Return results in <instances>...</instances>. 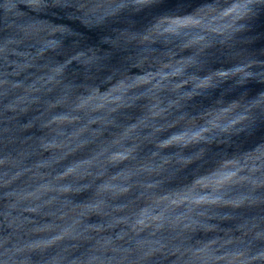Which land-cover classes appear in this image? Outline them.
<instances>
[{
	"label": "clouds",
	"instance_id": "clouds-1",
	"mask_svg": "<svg viewBox=\"0 0 264 264\" xmlns=\"http://www.w3.org/2000/svg\"><path fill=\"white\" fill-rule=\"evenodd\" d=\"M0 264H264V0H0Z\"/></svg>",
	"mask_w": 264,
	"mask_h": 264
},
{
	"label": "water",
	"instance_id": "water-1",
	"mask_svg": "<svg viewBox=\"0 0 264 264\" xmlns=\"http://www.w3.org/2000/svg\"><path fill=\"white\" fill-rule=\"evenodd\" d=\"M142 111V110H141ZM146 147V146H145ZM82 156H87V151L81 153Z\"/></svg>",
	"mask_w": 264,
	"mask_h": 264
}]
</instances>
